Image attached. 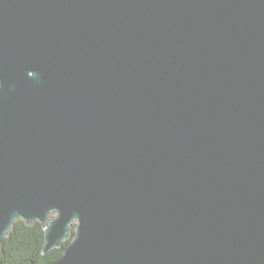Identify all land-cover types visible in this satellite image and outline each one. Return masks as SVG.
<instances>
[{
    "label": "water",
    "instance_id": "obj_1",
    "mask_svg": "<svg viewBox=\"0 0 264 264\" xmlns=\"http://www.w3.org/2000/svg\"><path fill=\"white\" fill-rule=\"evenodd\" d=\"M18 220L76 223L53 264H264V0H0Z\"/></svg>",
    "mask_w": 264,
    "mask_h": 264
},
{
    "label": "trees",
    "instance_id": "obj_2",
    "mask_svg": "<svg viewBox=\"0 0 264 264\" xmlns=\"http://www.w3.org/2000/svg\"><path fill=\"white\" fill-rule=\"evenodd\" d=\"M75 228L76 225L72 227L71 235L60 248L43 254L45 242L43 226L39 222L27 225L23 220H18L4 238L0 260L2 264H53L62 257L64 250L74 239Z\"/></svg>",
    "mask_w": 264,
    "mask_h": 264
},
{
    "label": "rangeland",
    "instance_id": "obj_3",
    "mask_svg": "<svg viewBox=\"0 0 264 264\" xmlns=\"http://www.w3.org/2000/svg\"><path fill=\"white\" fill-rule=\"evenodd\" d=\"M74 225H76V223Z\"/></svg>",
    "mask_w": 264,
    "mask_h": 264
}]
</instances>
